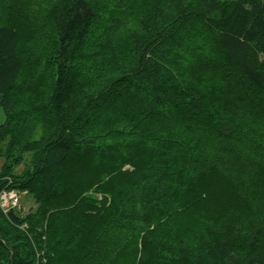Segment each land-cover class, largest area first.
<instances>
[{
    "label": "trees",
    "instance_id": "obj_1",
    "mask_svg": "<svg viewBox=\"0 0 264 264\" xmlns=\"http://www.w3.org/2000/svg\"><path fill=\"white\" fill-rule=\"evenodd\" d=\"M116 3L122 14L108 16L91 41L99 2H48L49 45L32 69L45 82L35 95L21 78L39 50L32 45L25 62L19 31L0 23V192L14 188L41 201L23 219L0 215V264H79L100 239L108 264H264V217L211 226L181 214L205 167L204 133L228 138L251 123L245 114L230 120L219 86L197 89L186 64L201 52L264 97V0ZM194 25L210 44L188 39ZM124 98L143 103L126 108L130 120L96 127ZM165 113L179 126L163 128Z\"/></svg>",
    "mask_w": 264,
    "mask_h": 264
},
{
    "label": "rangeland",
    "instance_id": "obj_2",
    "mask_svg": "<svg viewBox=\"0 0 264 264\" xmlns=\"http://www.w3.org/2000/svg\"><path fill=\"white\" fill-rule=\"evenodd\" d=\"M49 1L0 0V23L10 25L19 31L24 43V49L21 47V51L25 55V62L31 58L29 57L30 50L33 46L39 50L40 58L25 66L21 78L23 85H27V93L33 95L38 94L39 88L43 87L45 82V74L41 71L33 73L32 69L33 66L38 68L37 64L42 59L40 51L46 53L49 45L51 30L43 22L44 8ZM116 1L96 0L100 3L101 13L96 20L93 29L95 33L92 34L91 41L97 38L99 29L106 25L108 16L116 17L122 14L116 11L119 5ZM144 1L131 0V7L136 4L135 8H138ZM123 14L127 20L130 13L125 11ZM133 28L134 23H129L127 30ZM186 33L189 40L202 46L211 43L209 36L200 32L199 27L195 25L189 26ZM32 54L34 56V53ZM186 66L189 78L192 82L193 80L197 82V84L194 83L197 89L201 85L202 87L211 84L219 86L223 97V112L225 115L230 114V120L238 121L237 117L245 114L251 123L241 126L239 131L228 138L219 137L215 135V132L204 133L203 140H208L204 156L206 157L205 167L196 175L193 185H190L191 189L186 195L181 214L190 224L223 226L227 221L231 222V217H233L243 222V227H245L248 219L256 216L264 217V97L251 94L238 78L232 76L218 62L208 59L201 52L194 53ZM141 103L143 100H136V98L118 100L116 106L111 103L108 108L109 116L105 117L108 121L104 122L102 118H97L96 127H113L123 118H125L124 121L130 120L131 116L129 117L126 108L136 112ZM4 122L5 115L0 108V125ZM162 125L168 130L179 126L176 120L171 121V116L167 113H165ZM40 128L41 125H38L35 138L41 136L43 129ZM46 131L45 127L44 133ZM3 163L4 161L0 159V173ZM22 169L23 166H20L14 172L18 174ZM124 169H129V166H125ZM19 193L21 194L19 195V208L10 212L23 219L27 214L38 209L41 201L24 191L19 190ZM56 214L65 216L66 213ZM0 215L7 216L8 214L0 208ZM19 228L22 231L27 229ZM118 238L119 231L115 230L112 239L107 244L110 250L115 248ZM105 246L102 239L94 240L90 246L94 250V255L80 256L83 259L79 264H108L103 251ZM39 256L38 259H40Z\"/></svg>",
    "mask_w": 264,
    "mask_h": 264
},
{
    "label": "built area",
    "instance_id": "obj_3",
    "mask_svg": "<svg viewBox=\"0 0 264 264\" xmlns=\"http://www.w3.org/2000/svg\"><path fill=\"white\" fill-rule=\"evenodd\" d=\"M19 195V190L14 188L4 189L0 192V208L5 214L19 208Z\"/></svg>",
    "mask_w": 264,
    "mask_h": 264
},
{
    "label": "bare ground",
    "instance_id": "obj_4",
    "mask_svg": "<svg viewBox=\"0 0 264 264\" xmlns=\"http://www.w3.org/2000/svg\"><path fill=\"white\" fill-rule=\"evenodd\" d=\"M9 186V185H8ZM8 186H7V188H8ZM6 189V188H5ZM21 195V194H20ZM22 195H24V194H22Z\"/></svg>",
    "mask_w": 264,
    "mask_h": 264
}]
</instances>
